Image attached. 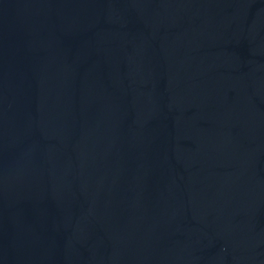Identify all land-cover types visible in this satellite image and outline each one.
<instances>
[{
    "label": "water",
    "instance_id": "water-1",
    "mask_svg": "<svg viewBox=\"0 0 264 264\" xmlns=\"http://www.w3.org/2000/svg\"><path fill=\"white\" fill-rule=\"evenodd\" d=\"M0 264H264V0H0Z\"/></svg>",
    "mask_w": 264,
    "mask_h": 264
}]
</instances>
